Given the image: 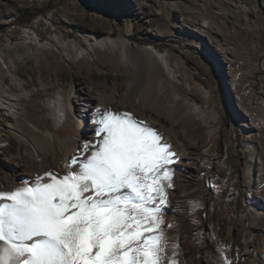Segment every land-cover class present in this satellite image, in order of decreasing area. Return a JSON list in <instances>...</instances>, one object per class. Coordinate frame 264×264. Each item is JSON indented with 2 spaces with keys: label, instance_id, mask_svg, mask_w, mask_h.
<instances>
[{
  "label": "rangeland",
  "instance_id": "obj_1",
  "mask_svg": "<svg viewBox=\"0 0 264 264\" xmlns=\"http://www.w3.org/2000/svg\"><path fill=\"white\" fill-rule=\"evenodd\" d=\"M201 20L208 29L198 27ZM249 27L255 37H246ZM107 37L115 41L113 54L100 45L90 46L96 38ZM256 37L264 44V0H0V191L19 187L26 178L14 172L12 164L25 159L27 152L34 155L35 164L41 159L43 165L67 164L88 131L87 123L71 113L74 90L114 82L123 92L135 77L130 65L135 59L141 73L132 91L139 108L151 117L157 113L170 132L183 134L186 113L200 105L218 136L174 167L163 219L169 247L178 243L179 264H188L190 257H205L203 264H213L234 249L228 237L240 239L243 231L253 235L257 245L264 235L255 202L264 189V140L249 138L257 128L248 123L243 128L232 92L221 83L224 77L212 68L208 61L212 58L202 55L208 48L209 54L221 52L231 75H247L264 58V46L260 48ZM148 46L167 54L173 77L156 61L153 71H147L143 48ZM161 84L163 93L153 103ZM243 84L240 95L249 104L252 96L241 88ZM66 110L63 119L61 111ZM188 124L192 130L201 126L194 118ZM232 124L240 133L238 139ZM205 135L201 130L203 144ZM226 153L236 160L227 183L234 193L222 190V199H217L222 206L215 213L219 237L205 246L201 211L207 190L188 174L203 167L209 157L222 162ZM215 172L211 168L206 178L219 180ZM240 194L246 203L241 221L234 204ZM190 202L201 207L194 210ZM245 260L260 264L253 250Z\"/></svg>",
  "mask_w": 264,
  "mask_h": 264
},
{
  "label": "snow or ice",
  "instance_id": "obj_2",
  "mask_svg": "<svg viewBox=\"0 0 264 264\" xmlns=\"http://www.w3.org/2000/svg\"><path fill=\"white\" fill-rule=\"evenodd\" d=\"M85 111L92 137L62 172L0 191V264H179L163 219L178 153L131 110Z\"/></svg>",
  "mask_w": 264,
  "mask_h": 264
},
{
  "label": "bare ground",
  "instance_id": "obj_3",
  "mask_svg": "<svg viewBox=\"0 0 264 264\" xmlns=\"http://www.w3.org/2000/svg\"><path fill=\"white\" fill-rule=\"evenodd\" d=\"M216 13L220 14L219 12H216ZM205 23L207 24V22ZM246 32H247L246 37H249V36L255 37L257 35V33L253 32L250 29V27L247 28ZM237 37L238 36H235V38ZM114 43L115 41H113L109 37L103 38V39L96 38L95 43H91L90 46L100 45L102 47L109 49V51L113 54ZM256 43L260 46V48L264 46L263 43L262 45H260L261 43H259L258 37H256ZM123 46L124 48L126 47L125 44H123ZM206 51L207 52H202V55L212 58L208 60L211 62L212 68L216 70L221 77H224L223 81L221 80V83L224 82V84L227 85V88L229 89L230 93L232 92L233 96H231L230 94V97H232V99L234 98L235 100V104H234L235 111L238 110V114H240L242 116V119L244 120V123L242 124L243 128L248 127L246 125L247 123L249 126L252 125V117L250 115L255 116L257 119L261 120V122L264 121V114L261 109V105L264 102L263 101L264 90L261 89L260 91L256 92L254 88H252L251 91L253 90L252 93L254 94L253 95L254 99H252V102L249 104L245 103L243 100L245 98H243L240 95L241 89L239 90V87L241 86L240 84L243 81L245 82L246 80H250L251 75H244L243 73H239L236 77L231 75V73L227 70V63L224 60L225 55L223 56L221 52H215V53L209 54L208 53L209 48ZM143 54L146 59L145 65H146L147 71L148 70L153 71V63L156 61L159 63L158 65H161L164 71L168 73V76L171 75L173 77L171 65H170V62H169V59L166 53L159 51L154 46H151V47L148 46V47L143 48ZM122 57H124L123 54L121 58ZM130 65L133 69V72L135 73V77L128 82L123 92H118L116 90L114 82H112L110 86L103 83L102 85H88L85 88L75 89L74 90V94L76 93V95L74 96L75 98L69 102V106L70 108H72L71 113H73L79 120H83L86 122L87 113L85 110L91 109L97 106V104H110L114 108V110L117 108H119V110H131L134 112V114L139 119L146 121L147 123L152 125L154 128H156L159 132L163 134L165 140H167L172 145L173 150L176 153H178L180 160H179V163L176 165H180V166L183 164L185 159H187L188 155L192 154L191 153L192 151L194 152L202 151L204 149V145H209V144L214 143V140H216V138L218 137L215 134L217 132L215 131V128L213 127L214 124L210 125L207 123V116L205 112L203 111V107L200 105H196L195 107H192V109L190 111L188 110V112L186 113L187 114L185 118L186 124L184 125L185 129H183L184 132L183 134L181 132V134L184 135L187 133L188 134L187 137H182V135L179 134V132H177L178 134L175 133L174 131L170 132L165 125H163L160 121H158V118H156L158 117L157 113L153 114L156 117H151L147 110L139 108V106H137L138 99H136L135 96L133 95L132 87H134L135 85H138V76L141 73V70L138 65V62L135 59L130 61ZM175 77L177 76L175 75ZM237 77H240V78L237 79ZM252 79H254V77ZM250 82H254V81L250 80ZM164 87L165 86L163 84L159 86L158 92L152 97L151 102L153 103L158 102V100L161 97L160 95H162L163 93ZM241 88L244 89V84ZM173 99L175 101H179L180 97L174 96ZM126 100H130L131 104L127 105ZM67 111L68 110H66V112L61 111V117H63V119L67 118V115H68ZM193 118L196 119L201 125L199 129L197 130H192V128L188 124L189 120ZM201 130L202 131L206 130L205 144H203L204 142L203 138L200 137ZM92 134L93 133L91 130V126L88 125V131L84 138H91ZM256 136H258V138L260 137L259 138L260 140H264V136L257 135V134L256 135L251 134L249 138L254 139ZM82 140L79 141V144ZM0 142H2V139H0ZM0 146H3V144ZM226 147L228 149V146ZM73 153H71L70 157L73 155ZM227 153H228V150H227ZM227 153L225 154L226 158L222 162H219V161L217 162V160L215 162L211 157H209L208 158L209 160L207 161V163L203 164V167H198L196 171H190L188 176L192 177L194 180H197V182L203 186H205L204 183H211L212 180H213L214 186H222L223 184H227L229 179H232V175H233L232 168L236 162V160H234L235 158H232V155L231 154L229 155ZM196 154H200V153H196ZM25 156H26L25 159H20L18 162L13 163L12 168L14 172H16L18 175L24 176L26 178H32L35 176L37 172L44 171L49 168L62 172L64 169V166L66 165V164L64 166L63 165L62 166L43 165L42 159H41V163L35 164V158L32 153L27 152ZM26 160L29 163H27ZM176 165H174V167ZM211 168H216L215 174L216 176L219 177V180L215 181L212 178L208 180L206 178V177H209ZM223 171H225L224 174L222 173ZM260 174L262 176V172ZM180 181L181 180L178 179L175 182L176 184H178L177 182L180 183ZM216 183H219V184L216 185ZM168 193H170L169 190H168ZM255 202L259 206L257 209V215H256V217L259 219V224H261L260 225L261 228H259V230L263 231L264 227H262V225H264V195H262L261 193L258 194L257 199H255ZM214 206H215V210L213 212H211L210 210L207 212V216L205 220L206 222L210 221L211 218L215 216V213H218L222 209V206H220L217 201H216V205L214 204ZM237 209H238V215L240 217L239 220L241 221V219L245 218V213L243 212V206L241 202H239ZM235 236L236 235L234 236L232 235L228 237L229 240H231V237H233V244L235 246L232 251H228L226 253V256L229 261H232L234 262L233 264H236L237 261L245 253V250L248 249L250 246L249 254L253 250L255 260L260 262V264H264V235L262 236L261 241L257 245H255L254 243L253 235H249L245 231H243L240 234V239ZM208 241H212L210 243H214L215 238H208ZM171 252H172V249L169 247L168 255ZM207 257H210V255ZM205 261H206L205 257H201L198 259H194L190 257L188 264H203L205 263ZM213 264H225V260L219 257V260L214 259ZM242 264H251V263L250 261L248 262L247 260H245Z\"/></svg>",
  "mask_w": 264,
  "mask_h": 264
},
{
  "label": "built area",
  "instance_id": "obj_4",
  "mask_svg": "<svg viewBox=\"0 0 264 264\" xmlns=\"http://www.w3.org/2000/svg\"><path fill=\"white\" fill-rule=\"evenodd\" d=\"M198 27L208 29V27L205 25V21H203V20H201L198 23ZM238 74L239 73H237L233 76L236 77ZM247 75H251L250 80L254 81V82H250V80H246L244 82V88H245L246 92L251 94L252 99H254V97H253L254 94L252 93L253 90L251 91L252 88H254V90L256 92L260 91L261 89L264 90V58H262L259 61V63H257L255 65V67L252 70H250L249 74H247ZM253 77L255 80L252 79ZM237 78H239V77H237ZM257 94H259V93H257ZM263 101H264V99H263ZM251 102H252V100H251ZM261 109H262V112L264 114V102L261 105ZM250 116L252 117V125L257 127V135H264V121L261 122V120L257 119L255 116H252V115H250ZM232 127L234 128V133L237 134V139H238V136L240 133L237 132V130L235 129L233 124H232ZM219 134H220V132H219ZM262 157H263V155H262ZM225 158H226V155L224 154V157H223V159H221V161H223ZM204 185H205V189L207 190V199H206V205L203 208V210L201 211V224H202L203 230H204L202 242L205 246H207L208 245V238H215V242H216V240L219 237L218 236L219 235V225H218L219 223L216 220L215 216H213V218H211L210 221L206 222L205 220H206L207 212L209 210L211 212H213L215 210L214 204L216 205L217 199H222V190H229L230 195H231L232 193H234V191H233L234 188L228 187L227 184H223L222 186H214L213 180L211 183H204ZM261 194L264 195V189L262 190ZM241 198L242 197L240 194V199L238 201L236 199H234V204L236 205V208H238V204H239V202H241L242 206H243V212L245 213L246 203L243 202V200ZM262 227H264V225ZM227 242H229V241H227ZM230 242L233 243V238H231ZM233 246H234V244H233ZM249 250H250V246L248 249L245 250V253L237 261L236 264H242L245 261V258L249 257ZM235 254H236V252H235Z\"/></svg>",
  "mask_w": 264,
  "mask_h": 264
}]
</instances>
